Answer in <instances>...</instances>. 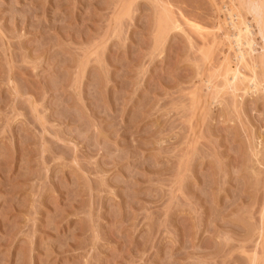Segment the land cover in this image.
<instances>
[{"label":"rangeland","instance_id":"rangeland-1","mask_svg":"<svg viewBox=\"0 0 264 264\" xmlns=\"http://www.w3.org/2000/svg\"><path fill=\"white\" fill-rule=\"evenodd\" d=\"M240 2L0 0V264H264Z\"/></svg>","mask_w":264,"mask_h":264},{"label":"bare ground","instance_id":"bare-ground-1","mask_svg":"<svg viewBox=\"0 0 264 264\" xmlns=\"http://www.w3.org/2000/svg\"><path fill=\"white\" fill-rule=\"evenodd\" d=\"M240 3H242V5L248 11V13H250L253 16L254 21L256 22L257 26L259 27V34H260L261 38L264 40V0H241ZM251 29L252 28H251L250 24L245 22V25L240 29V31L236 35L239 43L241 42V44H242L241 40L244 39L243 36L249 37L252 34L253 30H251ZM252 42H251V39H248L247 43H252ZM242 46H244V45H242ZM262 57H263V55H262ZM235 76H236V74H235Z\"/></svg>","mask_w":264,"mask_h":264}]
</instances>
